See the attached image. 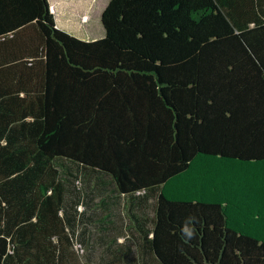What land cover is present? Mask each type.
<instances>
[{
  "label": "trees",
  "instance_id": "obj_1",
  "mask_svg": "<svg viewBox=\"0 0 264 264\" xmlns=\"http://www.w3.org/2000/svg\"><path fill=\"white\" fill-rule=\"evenodd\" d=\"M100 22L0 0V264H264V0Z\"/></svg>",
  "mask_w": 264,
  "mask_h": 264
},
{
  "label": "crops",
  "instance_id": "obj_2",
  "mask_svg": "<svg viewBox=\"0 0 264 264\" xmlns=\"http://www.w3.org/2000/svg\"><path fill=\"white\" fill-rule=\"evenodd\" d=\"M48 3L57 27L81 39L97 38L86 25L93 0H48Z\"/></svg>",
  "mask_w": 264,
  "mask_h": 264
},
{
  "label": "rangeland",
  "instance_id": "obj_3",
  "mask_svg": "<svg viewBox=\"0 0 264 264\" xmlns=\"http://www.w3.org/2000/svg\"><path fill=\"white\" fill-rule=\"evenodd\" d=\"M106 2L107 0H93V3H91V11L89 13L90 18L88 19V22H86V25L91 31V34L95 37L102 36L104 33L99 15Z\"/></svg>",
  "mask_w": 264,
  "mask_h": 264
}]
</instances>
